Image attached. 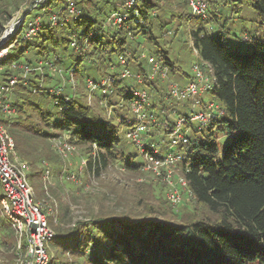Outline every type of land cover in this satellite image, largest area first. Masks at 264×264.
Returning <instances> with one entry per match:
<instances>
[{
    "label": "trees",
    "instance_id": "trees-1",
    "mask_svg": "<svg viewBox=\"0 0 264 264\" xmlns=\"http://www.w3.org/2000/svg\"><path fill=\"white\" fill-rule=\"evenodd\" d=\"M91 1L72 0L78 12L69 17L68 0H44L41 6L36 5L39 12L34 16L40 15L41 26L30 39H22L1 56L0 83L11 75L20 76L11 67L13 63L26 64L33 68L29 73H34L38 60L66 65L67 70L73 67L85 85L87 78L98 81L109 74L117 77L124 68L146 75V58L137 53L139 39L150 44L149 55L167 66L168 76L144 77L141 83L133 77H115L112 91L105 94L112 106L108 119L99 103L102 88L92 91L90 104L81 94L56 92L57 84L52 92L36 94L21 80L16 88L23 91H13L10 102L18 114L28 109L32 114L4 121L15 149L26 158H34L22 150L30 134L57 137L58 132H64L70 136L68 142L88 145L86 171L99 174L109 163L120 161L128 172L141 170L142 155L125 135L127 120H133L128 101L133 89H146L151 94L147 112L161 124L153 125L144 143H156L161 152L168 151L164 143L165 139L169 142L168 133L176 118L190 111L188 101L166 97L168 85L171 81L184 84L193 74L176 66L167 35L187 30L200 60L197 62L212 74L214 99L210 100H218L223 113L200 129L192 127L188 142L177 151L183 154L178 171L185 177L193 200L211 216L188 222L167 218L173 210L163 204L169 201L158 180L155 188L149 184L146 192L137 189L136 205L141 208L118 215L99 214L67 232L58 231L52 240L57 251L68 252L82 264H264V0H249L262 20V37L252 34L247 46L228 42L220 28H208L210 20L218 21L216 14L208 7L210 18L201 19L186 0L182 2L187 11L179 22L173 21L172 12L161 18L160 7L153 0H137L136 12L132 7L118 10L120 0ZM7 5L6 0H0V31L4 15L9 13ZM115 10L127 13L119 27L106 24L107 16ZM52 13L58 15L56 23L50 20ZM73 38L77 48L70 45ZM121 55L127 58L124 64L120 63ZM121 98L124 101L119 106ZM37 123L48 131L39 130ZM125 143L127 149L136 151L124 149ZM45 169L43 166L29 173L36 200L45 195L41 183ZM39 176L35 185L33 181ZM152 197L161 206L150 204ZM53 259L56 256L51 262Z\"/></svg>",
    "mask_w": 264,
    "mask_h": 264
},
{
    "label": "rangeland",
    "instance_id": "rangeland-1",
    "mask_svg": "<svg viewBox=\"0 0 264 264\" xmlns=\"http://www.w3.org/2000/svg\"><path fill=\"white\" fill-rule=\"evenodd\" d=\"M43 1L44 0H6L8 4L7 10L9 13L8 15H4L5 23L3 24L0 34L3 33L5 25H10L11 20L15 21L18 17L23 18L25 24L23 22L22 23L23 26H25L27 21L29 19H33L35 17V13L39 12L38 8L35 6H41ZM103 1L104 0H93L91 2L103 3ZM120 1L121 3L117 6V8H119L118 10L125 8L124 4H122V0ZM125 1L126 0H124V2ZM134 1L135 3H138L137 0ZM153 1L160 7L159 14L161 18H164L162 17L163 14L168 16L170 15L169 13L172 12V18H174L173 21L175 20L174 22H179V20L183 21L187 8L182 0ZM208 4L209 10H212L213 13L216 14L218 21H214V19L210 20L207 24V27L210 28L211 26L213 29L220 28L228 42L239 44V46H247L251 41L250 36L252 34H254L258 39L262 37V20L253 10L249 0H208ZM98 6L99 4L97 7ZM167 11L168 13H166ZM108 17L109 16H107L106 19H108ZM208 17L210 18L209 15L207 18ZM116 25L119 27L122 24ZM174 27L175 25H172L173 29ZM19 28L20 25L17 27L15 25L13 27V30L7 38L9 41H6L4 44L0 45V49H3L6 46H8L10 49L12 46H16L19 41H22V38L17 35ZM185 32H187V30ZM185 32L181 30L177 32L178 35H167V39L169 48L171 50L170 56L172 60L175 61L176 66L181 67V70L191 74L192 65L200 60L198 54H196V50L192 48V41L189 35H187L188 32ZM15 36H18L17 39L11 43V45H8L10 40L15 38ZM139 41L140 46L137 53L141 56H148L150 44L144 42L142 39H139ZM28 51L25 52L24 55H27L29 53ZM40 61L41 60H38L37 62ZM69 62L70 58H67V63ZM65 67L67 66L60 63L50 66L42 61V63L39 65V68H36L34 73H29L31 71L30 70L25 75L17 76L20 78L17 82L22 80L23 83L27 84L28 88H30L31 91L36 94H39L40 92H52L54 91L52 86L57 84V92H70L75 96H80L81 94L84 96L83 99H86L88 103L90 102L91 104V102H93V98H91V94L93 92H91L85 85V82H83L82 78L77 77V70H75L73 67L67 70ZM66 70L68 72H66ZM207 74L209 75L212 83L213 78L211 72L207 71ZM81 75L84 76L85 74L82 72ZM32 80H35V82ZM16 87L17 86L15 85L14 88L9 90V100L13 97V91L16 89L20 90L18 92L23 91L21 90V87ZM212 92V89L206 90L202 95L199 96V98L203 100L204 103H207L210 101V99H214L211 98ZM96 93L99 95L100 91L97 90ZM22 96L25 97V94ZM215 102L221 108H223L218 100ZM99 103L102 108L106 109V111H104V118L108 119L110 115L112 116V106L107 103V98L106 101H104V96H100ZM28 114H32L29 109L27 112H21L20 114H18L15 110V112L11 114L10 120H13L14 116L17 115L19 116V119H25L27 117L26 115ZM191 126L196 127L197 123L192 122ZM36 127L39 128V130L48 131V128L42 123H37ZM55 132L58 131L56 130ZM58 134L59 135H57V137L69 139V136H64L67 135L64 132H58ZM27 138L28 140L26 141V144L22 146V150L24 149L27 152H30L29 154L33 155L32 157L34 158H26L22 156L18 149L16 150V154L20 160L29 163L30 171L32 169L40 170V168L43 166L50 170L51 183L48 186V192L51 198L49 196L47 197V195L43 196L42 194L39 196V198L43 197V199L40 200H43L46 202V204L53 205V216L56 219L50 218V222L53 225L56 233H58V231L67 232L74 226L78 225V223L82 224L83 222H88L99 214L106 213L109 215H118L124 213L128 209L141 208L136 205L138 204V195L136 193L137 189L142 188L146 192L147 188H150L149 184H152L155 188V182L158 180L163 183L165 191L164 198L169 201V204H163L166 206L169 205V207H171L173 210V212L170 213V216L168 215L167 218H170L176 222H188L192 221L193 219H200L203 216H211V214L206 211L203 205L198 204L193 200L192 195L186 190V188H182L180 190L179 201H170L168 197V182L165 181L164 178L154 175V173L149 170L141 168V170L138 172H128L122 166V161H120L109 163L106 168L100 170L99 174H95L93 171H86L85 169L87 160L85 152L89 149L88 145H77L71 142V144L75 146L74 150L67 152V155L65 154L64 156H60L58 153H56L53 147V140L56 137H48L38 133H32ZM165 141L166 142L164 145L169 148V151L172 152L179 151V147L182 146L181 144L177 146H170L166 139ZM127 146L128 143H125L124 145L122 144L124 149H127ZM94 148H92V150H94ZM136 148L138 147L136 146ZM127 150L132 151L135 150V148H128ZM140 160L142 162L144 161L142 156H140ZM180 175L182 174L178 171L177 174L173 176V178L178 179ZM39 181L40 176L39 179L36 178L33 182H35V185H37L39 184ZM35 190L36 189H34L36 197L37 191ZM1 193L2 186L0 184V194ZM149 203L155 204V206L160 205V201L153 199V197L152 200H149ZM11 236L14 237L13 242L11 240ZM49 251L52 257L55 258L56 256V259H53L52 264H73L72 261L77 260L75 256L70 255L68 252H63L61 254L59 249L57 251L56 244L52 242L50 243ZM17 252L15 235L13 234V230L11 229L5 215L0 209V264H18ZM76 262L77 263L75 264H82L80 259H78ZM249 264L257 263L253 262Z\"/></svg>",
    "mask_w": 264,
    "mask_h": 264
},
{
    "label": "built area",
    "instance_id": "built-area-1",
    "mask_svg": "<svg viewBox=\"0 0 264 264\" xmlns=\"http://www.w3.org/2000/svg\"><path fill=\"white\" fill-rule=\"evenodd\" d=\"M186 1L194 15L201 19L207 18V0ZM123 4L125 7L123 9L132 7L135 12L137 11V3L134 0H126ZM67 11L68 14L66 17L78 12L72 0H68ZM126 14L125 12L121 13L115 10L110 13L106 24H121L126 18ZM57 19V13L50 15L52 23H56ZM40 20V15H36L33 19H29L25 26H23L24 20L22 17H18L15 21L11 20V24L8 26L5 25L3 33L0 34V45L9 41L7 39L8 35L15 25L16 27L20 25L17 35L22 39H30L39 30L41 26ZM17 37L15 36V38L10 40L8 45H11ZM70 45L75 48L78 47L75 38L71 40ZM7 47L0 49V58L4 53L6 54L8 52L9 47ZM142 57L146 58L148 64L146 75L133 73L129 69L124 68L117 77L109 74L98 81L87 78L86 86L91 92L102 88L104 94L102 96H104V101H106L105 94L112 91V82L115 77H133L136 82L141 83L144 77L154 79L158 75L162 79H165L168 76L167 66L157 61L154 56L148 55ZM119 60L120 63L124 64L127 58L121 55ZM41 63L42 61L38 64L40 65ZM44 63L50 66L55 65L52 62L44 61ZM39 65L36 68H39ZM11 67L16 69L19 75H25L33 69L26 64L17 63H13ZM207 71L201 63L195 62L192 65L193 78L191 80L184 84L171 81L168 85L166 97L181 102L188 101L187 105L190 107L187 115H180L176 118L172 129L169 131L168 140L170 146H177L188 142L192 130L190 122H196L197 128L200 129L223 113V109L215 101L210 100L204 103L199 98L204 91L212 89L213 87ZM17 81V75H11L7 77L5 82L0 83V184L2 186L0 209L5 215L16 238L18 264H52V255L50 254L49 247L52 240L56 237L55 229L50 222V218L56 219L53 216V205L46 204L43 200L35 199L34 188L29 180V173L31 172L30 165L28 162L20 160L17 156L14 139L4 123L15 112L14 107L8 99V93L10 89L14 88ZM150 98L151 94L146 89L132 90L128 104L133 115V120H127L129 127L125 135L127 139L138 147L144 159L142 167L151 171L154 175L164 178L168 182L169 200L177 202L180 200V190L182 188H186L190 192L183 175H180L178 179L173 178L178 172V163L182 160L183 154L169 150L161 152L158 144L150 143L146 145L144 143V140L149 137L153 125L161 124L156 121L151 113L147 112ZM123 101L124 98H121L118 105L122 106ZM64 136L68 137L69 135ZM67 139L64 137H56L53 140V147L60 156H64L67 152L74 150L75 146L68 142ZM50 177V170L46 168L42 173V187L44 194L51 198L48 192V186L51 183Z\"/></svg>",
    "mask_w": 264,
    "mask_h": 264
}]
</instances>
